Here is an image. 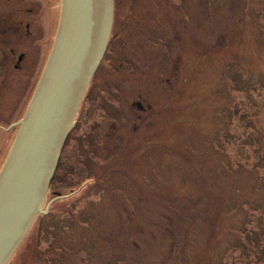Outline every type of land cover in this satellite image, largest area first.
Masks as SVG:
<instances>
[{"label": "rangeland", "instance_id": "374dc122", "mask_svg": "<svg viewBox=\"0 0 264 264\" xmlns=\"http://www.w3.org/2000/svg\"><path fill=\"white\" fill-rule=\"evenodd\" d=\"M124 2L167 25V58L142 57L151 71L131 90L152 116L141 125L124 104L132 124L111 125L98 145L80 108V135H69L44 212L10 264H44L51 245L69 248L61 264H264V0ZM48 54L27 69L32 82L2 89L0 171Z\"/></svg>", "mask_w": 264, "mask_h": 264}, {"label": "water", "instance_id": "95a60500", "mask_svg": "<svg viewBox=\"0 0 264 264\" xmlns=\"http://www.w3.org/2000/svg\"><path fill=\"white\" fill-rule=\"evenodd\" d=\"M114 0H63L54 47L0 171V264L44 206L67 138L110 42Z\"/></svg>", "mask_w": 264, "mask_h": 264}, {"label": "flooded vegetation", "instance_id": "af4514ba", "mask_svg": "<svg viewBox=\"0 0 264 264\" xmlns=\"http://www.w3.org/2000/svg\"><path fill=\"white\" fill-rule=\"evenodd\" d=\"M58 2L62 11V0H0V94L7 82L16 84L21 82L22 85V82L27 84L34 80L33 71L27 73V69L38 67L46 53L50 54L54 47L61 19V11L59 18L57 17ZM125 3L124 0H114V23L110 42L91 80L81 106L83 111L78 119L83 123L95 121L97 131H89L86 134L88 136L95 134L98 145L103 143L111 125L116 127L121 124H132L133 120L124 111V104L128 103L133 111L139 113L141 125L151 118V104L143 95L138 94L136 99L131 90L133 91L137 82L145 80L148 77L146 73L151 71L148 62L145 64L146 58L143 61L142 57L155 60L159 53L160 57L167 58L168 30L165 19L161 20L162 17H159L157 20L151 15L159 16V13L151 12L150 15L147 13L150 17L146 18L151 21L148 23L143 19L145 13L136 11L126 13ZM157 3H160V0H157ZM155 65L158 66L157 75L161 82L162 77L165 79L163 75L166 71L165 65L160 62ZM21 73H26L23 81L19 75ZM137 78L139 80L136 81ZM124 80L130 81L129 85L124 87ZM2 99L3 97L0 99V104ZM96 112H99L98 119L93 118ZM78 120L70 135H80V133L74 134V131L75 133L77 131L75 128ZM133 127L135 129V124ZM51 194L52 200L64 198L56 189H52ZM45 222L40 221L36 230L38 250L44 243ZM39 252L43 253L41 260L44 264H61L58 256H64L62 260H70L69 248L55 252L54 245H51L48 249ZM112 260L117 264V257Z\"/></svg>", "mask_w": 264, "mask_h": 264}, {"label": "trees", "instance_id": "16d2710c", "mask_svg": "<svg viewBox=\"0 0 264 264\" xmlns=\"http://www.w3.org/2000/svg\"><path fill=\"white\" fill-rule=\"evenodd\" d=\"M63 152H64V150H63ZM64 154L62 153V156H63ZM62 156H61V158H62ZM61 162H62V160L60 159V163L59 164H61ZM59 169V168H58ZM61 172V171H60ZM58 173H59V170H57V172H56V174L58 175ZM61 176V175H60ZM57 177L58 176H55L54 177V179L56 180L57 179Z\"/></svg>", "mask_w": 264, "mask_h": 264}]
</instances>
